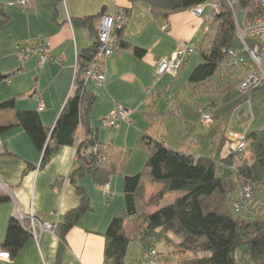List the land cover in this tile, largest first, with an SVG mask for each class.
<instances>
[{"label": "crops", "instance_id": "0c3cea01", "mask_svg": "<svg viewBox=\"0 0 264 264\" xmlns=\"http://www.w3.org/2000/svg\"><path fill=\"white\" fill-rule=\"evenodd\" d=\"M15 2L0 0V8L9 17L0 29V74L8 75L0 82V104L13 100L11 108L0 109V180L9 191L7 200L0 201V246L16 203L25 214L56 225L79 204L76 185L84 188L91 209L67 233L64 244L56 234L37 232V239L32 236L14 260L0 259V264H55L58 257L59 264H103V234L124 206L123 177L135 174L146 156L139 152L143 151L139 145L141 136L145 134L170 149L200 158L212 155L220 133L218 128L224 127L222 137L232 132L222 123L218 100L211 97L216 90L213 77L200 84L188 82L198 64L191 60L193 55L176 76L156 73L159 60L170 57L184 43H199L202 21L190 10L167 18L154 17L146 4L130 0H62L55 18L50 0H30L27 6ZM117 8L128 12L119 41L129 47L118 45L104 61L105 81L101 86L87 84L96 98L90 110V126L96 129L103 148V167L112 171L106 191L94 184L90 174L77 177L74 184L71 182L78 139L70 146L60 147L48 164L41 167L42 154L18 124L16 113L37 112L41 124L48 130L53 128L72 94L78 55L95 42L89 28L77 25L74 20L114 13ZM97 20L93 22L95 31ZM40 37L49 39V54L56 60L61 58V64L40 66L37 55L21 61L17 45L35 42ZM132 46L145 50L144 57L135 58ZM231 74L234 83L229 86L234 84L239 96L251 98L238 91L234 78L237 76L238 80L239 72L232 70ZM218 82H223L221 76H217ZM37 95L42 111H38ZM116 106L124 108L127 117L118 122V128H109L105 119ZM203 111L211 113V122L201 120ZM81 137L79 129L77 138ZM149 189L154 195L161 186L150 185ZM128 228L129 224H125L126 231Z\"/></svg>", "mask_w": 264, "mask_h": 264}, {"label": "trees", "instance_id": "16d2710c", "mask_svg": "<svg viewBox=\"0 0 264 264\" xmlns=\"http://www.w3.org/2000/svg\"><path fill=\"white\" fill-rule=\"evenodd\" d=\"M50 1L52 16L55 18L58 4L62 0ZM130 1L146 4L154 17L163 18L202 4H216L219 13L214 17V23L210 24L208 33L215 23L217 26L208 39L209 46L206 50H202L201 43L203 44L208 33L203 35L200 30L202 38L198 44L195 43L196 51L193 53L199 52L200 62L191 71L188 82L200 84L217 73L225 83L222 87L234 83L231 71L236 69L227 55L229 50L239 49L234 18L238 19V13L242 18L246 10L247 18H253L254 13L258 12L254 0H238V6L233 9L224 0ZM124 12L128 17V12ZM208 12L209 9L205 13ZM0 15L1 29L9 17L1 8ZM101 15L74 20L77 25L89 28L95 42L78 55L72 94L53 128L46 129L41 124L38 113L34 111H18L16 120L36 150L42 154L41 167L48 164L60 147L70 146L78 139L76 166L70 174L71 182L74 184L77 177L90 174L94 184L104 188L112 171L99 163V158H104L103 148L98 142L96 129L90 126V110L96 98L87 89L88 83L84 82V66L92 60L96 49L97 34L93 29V22ZM121 29L116 31V46L129 47L127 43L119 41ZM131 51L137 59H141L146 53L133 46ZM7 78L8 75L0 74V82ZM261 88H264V83L248 95L251 96ZM12 106L13 100H8L0 104V109ZM79 129L82 131L81 139L77 138ZM218 129L220 133L212 155L200 158L170 149L145 134L141 136L140 148L148 152L146 171L123 177L124 208L116 212L103 234V264H125L131 238L139 241L144 264H147L146 257L151 251L156 252L158 264L176 260L177 264H264V205L252 208L251 202L239 213L233 210V203L241 187H251L253 197L256 191L264 187V125L246 133L249 157L251 153L248 163L237 159V154L227 158L222 156L226 137H222L225 131ZM94 147L97 148V154L93 152ZM229 169L230 172L224 173ZM145 184H159L161 189L147 199ZM74 189L79 197V204L67 211L54 229L61 244L65 243L67 233L91 209L84 188L74 185ZM172 193L182 195L175 197L172 203L160 206L161 200ZM6 200V196L0 197L1 202ZM150 209L154 210L150 212ZM245 212L252 213L253 218L243 217ZM125 224H129L128 231ZM31 237L29 220L20 222L11 216L0 248L8 254L9 260H14ZM159 245L164 252L155 250ZM239 248L242 250V257L237 260L236 251ZM59 262L58 257L55 264Z\"/></svg>", "mask_w": 264, "mask_h": 264}, {"label": "built area", "instance_id": "2783aa9c", "mask_svg": "<svg viewBox=\"0 0 264 264\" xmlns=\"http://www.w3.org/2000/svg\"><path fill=\"white\" fill-rule=\"evenodd\" d=\"M227 5L233 9L238 6V0H224ZM30 0H16V4L27 6ZM255 8L258 10L254 13L253 18H247V10L243 12L241 20L235 19V36L239 43V49L229 50L227 55L231 61V65L239 72L240 77L237 80L238 91L242 94H248L256 90L264 83V0H254ZM209 9L208 13L207 10ZM191 13L200 18L202 21L201 33L203 35L209 32L210 24L214 23V17L219 13L216 4H202L190 10ZM128 17L124 9L117 8L114 13L103 14L99 17L96 26V49L92 60L84 66V82L93 83L99 87L105 81L104 61L110 58L116 49V31L123 28L127 23ZM50 42L46 37H40L35 42H25L18 44L16 47L17 54L21 61L32 55L39 57L40 66L47 63L61 64L62 59H54L49 54ZM196 51L195 43H184L170 57L163 58L158 61L156 73L158 76L170 75L176 76L181 70L186 60ZM78 65L76 66V70ZM39 102L38 111L43 110L39 96H35ZM127 111L116 106L113 112L105 119V125L109 128H118V122L125 120ZM201 120L205 123L211 122L212 115L208 111L201 112ZM95 154L98 153L97 148H93ZM232 154H237L236 158L241 161L248 159L249 141L246 132H228L226 134V142L222 151V156L227 158ZM99 163H104V158H99ZM108 185L104 187L107 191ZM0 194L8 196V188L0 180ZM253 198V189L249 186L240 188L236 200L233 203V210L239 213L246 209ZM22 222L29 220V230L32 236L37 239V232H50L54 234L55 225L48 222L40 221L31 214H25L15 204V213L12 215ZM0 259L8 260V254L0 249ZM147 264H158L156 252L151 251L147 257Z\"/></svg>", "mask_w": 264, "mask_h": 264}, {"label": "rangeland", "instance_id": "374dc122", "mask_svg": "<svg viewBox=\"0 0 264 264\" xmlns=\"http://www.w3.org/2000/svg\"><path fill=\"white\" fill-rule=\"evenodd\" d=\"M238 19L239 20L241 19L240 13H238ZM216 26H217V24L215 23L213 25V27L211 28L212 30L210 31V33H208V35H206V37L204 39L205 41L203 42V44L201 43V45L203 46L202 50H206L208 48V46H209L208 39L213 35ZM201 36L202 35L199 34L197 40L200 41V39L202 38ZM30 41L32 42L33 40H30ZM191 58H192L191 60H195V61H197V63H199L200 62L199 52H196L195 54H193V56H191ZM217 76H218V74L216 73L213 76V78L211 79L216 85L215 86L216 90H215L214 94L211 93V97L216 98V100H218V102H219L218 105L221 106L220 116L223 118L222 119L223 125L226 124L228 127L227 129L230 131H236V132H240V133L244 132L245 130H248V129L251 131L260 129L264 125V88H261V89L255 91L254 94L252 93L251 98L239 96L234 84L229 86L228 88L226 86L222 87L221 85H224L225 83L224 82H222V83L218 82L217 83ZM236 78H237V76L234 78L235 82H236ZM224 95H226V96L224 97ZM223 130H224V127H223ZM140 150H143V151H139V152H143L144 154H146V156L145 157L143 156L144 160L137 167L135 174L144 173L146 171L145 163H146V160L148 157V154H147L148 152L144 149H141V148H140ZM247 156H248L249 160L247 159L245 161H247V163H248L250 161V158H251V153H250V157H249V154ZM135 174H133V175H135ZM149 188H150V184H145V195H146L147 199L150 198L152 195L151 194L152 190H150ZM157 193H155V194L153 193V194L156 195ZM148 195H150V196H148ZM154 195H152V196H154ZM181 195H182L181 193H172V194L165 196L161 200L160 206H165V205L172 203L173 200L175 199V197L181 196ZM263 205H264V187L260 188L258 191L255 192L252 203H251V207L254 208L256 206H263ZM123 208H124V206H123ZM123 208H121V209H123ZM149 211L152 212L153 210L150 209ZM230 211H232V210H230ZM231 213H232V215H234L233 212H231ZM243 217L253 218V214L250 212H245L243 214ZM155 250L159 251V252L164 251V249L161 245L156 246ZM241 257H242V250H241V248H239L236 251V259L239 260ZM176 261H171V262L166 263V264H177ZM125 264H144V262L142 261V253H141L140 243L135 238H131V240L129 242L127 252H126V256H125Z\"/></svg>", "mask_w": 264, "mask_h": 264}]
</instances>
